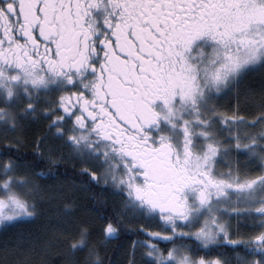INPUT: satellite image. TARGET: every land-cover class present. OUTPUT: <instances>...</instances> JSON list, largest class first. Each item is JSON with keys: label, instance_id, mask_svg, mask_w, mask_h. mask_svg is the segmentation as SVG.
<instances>
[{"label": "snow or ice", "instance_id": "1", "mask_svg": "<svg viewBox=\"0 0 264 264\" xmlns=\"http://www.w3.org/2000/svg\"><path fill=\"white\" fill-rule=\"evenodd\" d=\"M256 68L264 0H0V128L46 120L85 165L83 185L159 224L129 228L126 264H264V94L255 112L239 93L218 104ZM4 155L0 224L20 223L52 169ZM102 219L100 243L124 224ZM93 227L78 224L67 264H104Z\"/></svg>", "mask_w": 264, "mask_h": 264}, {"label": "trees", "instance_id": "2", "mask_svg": "<svg viewBox=\"0 0 264 264\" xmlns=\"http://www.w3.org/2000/svg\"><path fill=\"white\" fill-rule=\"evenodd\" d=\"M247 75L233 90V93L236 90L235 94H230L228 103L235 104L239 93L246 113L255 112L253 100L258 102L264 94V68ZM245 100L247 104H244ZM47 124L46 120L35 119L24 122L16 132L8 131L10 135L0 130V160L7 158L5 153L13 158L19 155L23 161L33 165L36 172L52 169L49 175L38 180L37 214L0 228V264H67L69 237L76 233L81 223L94 226L93 241L97 242L104 264H126L130 243L137 239L129 228L144 224L152 230H159V224L125 213L122 197L114 188L103 184L83 185L82 180L87 179L81 175L85 165L67 144L48 132ZM45 136L47 138L39 149L42 155H37L34 151L36 141ZM3 144L11 145L12 151L4 149ZM66 205L70 207L66 209ZM120 215L124 217V224L119 236L100 243L103 237L99 227L106 222L102 217L116 220ZM200 255L214 259L217 252H201ZM83 258L84 254L78 253L75 257L77 264H82Z\"/></svg>", "mask_w": 264, "mask_h": 264}, {"label": "flooded vegetation", "instance_id": "3", "mask_svg": "<svg viewBox=\"0 0 264 264\" xmlns=\"http://www.w3.org/2000/svg\"><path fill=\"white\" fill-rule=\"evenodd\" d=\"M256 70V69H255ZM250 72H252V71H250ZM249 73V72H248ZM247 73V74H248ZM245 75L244 77H243V80H245V78L248 76V75ZM242 80V81H243ZM242 81H241V83H242ZM240 83V84H241ZM239 84V85H240ZM239 85L237 86V87H239ZM234 90V89H233ZM229 98H230V94H228V95H226V96H223L222 98H220L219 100H218V104H219V106H220V109L223 111V110H225L228 106H229ZM6 145L7 144H3V148L4 149H8L7 147H6ZM232 223H233V226L236 224V221H235V219H233L232 220ZM244 230H246V229H243V230H241V231H244ZM247 231V230H246Z\"/></svg>", "mask_w": 264, "mask_h": 264}, {"label": "rangeland", "instance_id": "4", "mask_svg": "<svg viewBox=\"0 0 264 264\" xmlns=\"http://www.w3.org/2000/svg\"><path fill=\"white\" fill-rule=\"evenodd\" d=\"M257 70H260L261 68H256ZM257 78V77H256ZM258 79V78H257ZM259 80H261L262 81V79H259ZM258 80V81H259ZM261 81H260V84H261ZM263 82V81H262ZM235 94V92L233 93V94H231V95H234ZM0 130H2V131H4V129L3 128H0ZM17 131V130H16ZM15 131V132H16ZM7 135H10V133L7 131ZM233 156H235V153H233ZM242 159V162H243V158H241ZM26 219H29V218H26ZM225 219H228L227 217H225ZM4 225H8V224H0V228L2 227V226H4Z\"/></svg>", "mask_w": 264, "mask_h": 264}, {"label": "bare ground", "instance_id": "5", "mask_svg": "<svg viewBox=\"0 0 264 264\" xmlns=\"http://www.w3.org/2000/svg\"><path fill=\"white\" fill-rule=\"evenodd\" d=\"M235 91H236V90H235ZM235 91H234V92H235ZM232 93H233V91H232ZM230 94H231V93H230ZM10 133H11V132H10ZM47 135H48V134H47ZM50 138H51V137H50ZM234 227H235V225H234ZM241 230H243V229H241ZM244 231H246V230H244Z\"/></svg>", "mask_w": 264, "mask_h": 264}]
</instances>
